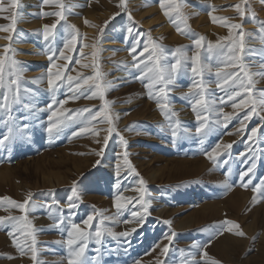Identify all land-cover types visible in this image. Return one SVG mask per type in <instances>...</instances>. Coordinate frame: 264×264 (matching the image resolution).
<instances>
[{
	"label": "rangeland",
	"instance_id": "374dc122",
	"mask_svg": "<svg viewBox=\"0 0 264 264\" xmlns=\"http://www.w3.org/2000/svg\"><path fill=\"white\" fill-rule=\"evenodd\" d=\"M147 1L125 0L126 8L121 11L119 0H60L65 5V19L57 25L51 42H46L43 25L52 24L57 18L43 13L57 11V6L45 5L43 0H18V19L15 31L11 33L12 39H5L10 33L0 30V56L5 57L6 80L11 71L19 70L23 103H29L31 107L26 109L23 103L13 105V119L8 126L4 123V113L0 111V136L7 133L9 126L19 129L12 140L0 145V197L7 196L22 202L29 192L33 193L31 199L36 207L27 215L37 229L34 234L35 247L37 260L41 264H67V246L57 242L67 239L70 223H77L94 232L99 218L94 220L90 228L83 225V220L97 211H103L107 216L115 214L116 195L137 197L139 194L135 189L141 178L146 182L147 199L151 202L144 223L141 225L132 219L131 213L140 210L137 204L124 209L118 217V223L104 221L105 226L113 231H130L131 235L117 239L105 235L101 245L90 240L86 249L88 264H97L92 259L98 255L97 248L100 249L98 264H136L137 261L140 264H156L158 259L166 260L167 264H184L186 259L192 258L198 264H210V261L200 259L199 250L193 247L194 244L201 247L207 244L205 250L220 264H264V192L258 191L255 194L256 202L252 203V188L264 178V129L255 144L249 142L246 146L245 143L247 133L261 123L259 117L254 116L246 122L244 135L237 132L245 114L242 112L233 117L226 127L223 124L214 125L208 135L201 138L195 134L197 122L191 108L192 99L183 95L193 83L191 61L187 62V68L178 73L174 83L168 86L167 99L164 100L155 98L154 92L150 98L147 87L150 81L146 76L139 78L142 69L131 66L132 57L129 54L135 37L140 36L138 51H142L143 42L150 35L153 41L163 46L166 59L161 63L170 65L175 62L172 53L177 48L182 47L191 57L197 50L193 41L199 36L205 37L204 46L200 49V60L211 66L212 71L205 72L203 79L208 87L207 98L219 105L226 95L231 94L228 86L225 89L217 88L221 80L215 74L217 67L224 68L228 49H224V54L213 55L209 59L207 44H215L219 37L227 36L228 29L220 22H213L209 12L241 24L247 34L243 62L252 65L255 71L264 62V45L257 32L260 23L264 22V0H244L246 14L243 18L234 7L241 0H183L182 10L189 26L185 34L176 30L177 26L183 29V23L174 25L164 16L159 0L156 4L159 5L161 19L148 26L144 24L145 20L157 16L146 12ZM0 3L7 8L10 0H0ZM114 13L119 15L110 19ZM11 14L10 10L0 12V25L11 23L10 19L5 18ZM92 16H98L100 20L94 26L96 30L93 38L87 37L86 32L81 34L84 39L80 42L90 45L89 48H83L84 55H81L78 46L71 53H66L72 57L71 60L66 62L59 59V49L63 47L68 32L67 25H74L78 18L89 22ZM105 21H108L107 25ZM85 25L89 26V23ZM129 27L133 28L131 36L127 31ZM100 28L104 29L102 33ZM238 31L234 29L233 34ZM97 37L99 71L113 85L105 93V99L112 102L109 109L119 132V135L113 134L109 138L102 156L97 155V152L103 145L104 135H107L109 125L106 122L87 124L77 120L56 135L50 136L47 132L48 117L51 115L48 105L53 103V95L47 85V70L51 63L48 59L51 54L49 49L55 51L58 57L56 63L66 75L76 76L78 72L91 75L92 44ZM236 39L239 40V36ZM5 46L9 48L8 52H5ZM253 50L258 54L254 56ZM9 57L18 63L12 65ZM76 59L89 66L81 67L76 64ZM144 59L147 63V56ZM65 63L68 65L66 69L63 68ZM224 70L230 71L228 68ZM66 75L64 83L55 93L56 103L52 110L57 107L69 110L87 107L94 109L93 115L99 111L103 102L99 97L87 98L91 97L90 90L79 95V98H69L73 93L69 91ZM256 79V88L264 89V77ZM25 88L31 92H23ZM3 91L0 89V92ZM60 100H66L67 103L59 106ZM158 102L168 103L178 114L180 124L175 138L172 128L157 107ZM220 106L225 112L233 111L230 104ZM176 119L174 117L172 122L175 123ZM81 127H95L99 131L95 134L86 132L73 135ZM120 136L127 141L126 146L121 145ZM217 143H231L232 148L229 153L219 157L214 165L204 153ZM249 147L256 153V168L249 177H245L243 183L249 180L251 183L244 188L239 174L250 166L245 163L252 157ZM125 151L138 176L128 172L124 166L121 154ZM241 152L245 153L244 157H240ZM97 160L99 164H96ZM225 160L227 164H224ZM117 164L121 165L122 172L119 189L116 187ZM226 174L230 190L224 186ZM73 181L76 182L79 199L74 201L76 207L69 213L67 201L73 194ZM45 204H55V207L50 209L44 207ZM60 209H64L63 213ZM9 214L22 215L7 202H0V216ZM61 215L65 217V222L57 227L55 225ZM226 218L237 222L245 235L237 236L223 231L212 238L213 227ZM126 220L129 223H124ZM164 220H170L171 226L164 224ZM9 231L11 226L0 225V264H33L31 251L26 250L22 254L9 237ZM171 231L177 235L167 257H162L160 247L168 243L164 237ZM209 239L212 240L211 244L207 243ZM28 242L31 243L30 238ZM189 253H192V257L188 256Z\"/></svg>",
	"mask_w": 264,
	"mask_h": 264
},
{
	"label": "snow or ice",
	"instance_id": "6c2138e0",
	"mask_svg": "<svg viewBox=\"0 0 264 264\" xmlns=\"http://www.w3.org/2000/svg\"><path fill=\"white\" fill-rule=\"evenodd\" d=\"M45 5H56L58 10L54 12L43 13V15H51L55 16L57 19L52 24L43 25V38L46 42H51L52 38L55 36V30L57 25L61 20L65 19V5L60 2V0H43ZM160 8L163 11L165 17H167L174 25H178V23H183L184 28L177 26V31L181 32V34H185L188 30L189 26L187 25V16L183 12V0H159ZM118 7L121 11L125 10L126 3L125 0H119ZM236 12L239 14L241 18H243L246 14L245 8L246 5L244 0H241V3L234 5ZM19 8L18 0H10V3L7 8L0 3V12L11 11L10 17H5L6 19H10L11 23L7 25H0V30L10 33L9 36L4 37L5 39L11 40V33L15 31V23L18 19L17 9ZM119 13H114L110 19L114 18ZM209 15L213 22H220L224 27L228 29L227 36L219 37L218 41L213 44L212 42H208L207 44V52L209 54V59L212 58L213 55L219 56L224 54V49L227 48L228 52L226 55V60L224 61V68L230 69V71H225L224 68L217 67L216 68V76L221 80L216 86L220 89H225L228 86V90L231 94L226 95L225 99H222L219 102V105L214 101L207 98L208 87L206 82L203 79V75L205 72H211L212 68L209 65L203 64L200 60V49L204 46L205 37L199 36L197 39L193 41V44L196 47V51L192 53L191 57H188L187 54L183 51V48H177L173 53L172 57L175 62L170 65L167 63H161L166 59L164 49L162 45L157 44L151 36L149 35L147 39L143 42V50L138 51V46L140 43V36H137L133 39V46L129 49V54L132 57V67L136 69H142L141 75L139 78H144L145 76L149 79V84L147 85L149 89L150 98L153 97V92L155 93V98L158 99H167V91L168 86L173 84L178 73L187 68V62L191 61V72L193 74V83L188 89L187 93L183 95L186 97H190L192 99L191 108L193 113L195 114V120L197 122V127L195 128V134L200 136L201 138L208 135V133L212 130L214 125L223 124L225 127L228 125L229 121L233 119V117L238 116L240 113H245L243 115V119L240 121V127L237 129V132L241 135L246 133L247 121L252 120L254 116L259 117L261 123L256 127H252L250 133H247V140L245 141L246 146L251 144H255L257 140L260 138L259 133L262 129H264V89H257V77H264V62H261L258 68L253 71L252 65L246 64L243 62L244 53L246 51L245 45V36L247 35L243 30L242 26L239 23H232L228 17L223 16H215L209 12ZM254 15V14H253ZM129 19L131 20V14L129 13ZM89 22L85 20V24ZM107 25L108 21L104 22ZM68 32L66 38L64 39L63 47L59 49V59L64 61H69L72 57L66 53H71L78 46L81 49V55H84L83 48L87 47V45L82 44L80 41L82 39L81 34L78 29H76L75 25H67ZM239 30L235 35L233 34V30ZM103 28H100V33L103 32ZM129 36L133 33V28L129 27L127 29ZM259 33V38L261 40V44L264 45V22L260 23V27L257 29ZM141 36L143 34H140ZM236 36H239V40L236 39ZM127 38V37H126ZM224 42V43H221ZM99 38L92 44V52L91 55L93 57L92 65L93 74L85 75L82 73H77L76 76L66 75L64 71H62L61 66L56 63L57 56L55 51L49 49L51 54L48 56V59L51 61L49 68L47 70V85L48 91L53 95V103L48 105V109L51 111V115L48 117V126L47 132L50 136L56 135L60 133L65 127L75 123L77 120L81 122H86L87 124H94L96 122H106L109 127L106 129L107 135L103 137V145L97 152V155L102 156L104 153V148L109 143V138L113 135H119L118 130L115 127L114 118L112 117L109 109V105L112 103L105 99V93L111 88L112 82L104 79V73L99 71V65L97 62L98 58V45ZM9 48L5 46V52H8ZM258 53L253 50V55H257ZM139 56V59H138ZM147 56V63L145 62L144 57ZM12 65H16L18 62L12 60L10 57L8 58ZM76 64H80L81 67L87 68L89 65L81 64L80 59H76ZM4 65H5V57L0 56V89H3V92H0V111L4 113V123L6 126L11 125L12 123V107L15 104L23 103L22 99V88H21V76L19 74V70H13L9 73V79H5L4 75ZM149 65H151L149 67ZM68 65L65 63L63 68H67ZM68 82L69 91L73 93L70 99L79 98V95H84L85 91H91V97L94 98L99 97V99L103 102L100 105V110L96 111L93 115V108H83V109H73L69 110L63 107H57L55 110L53 109V104L56 103L55 93L60 88V86L64 83V79ZM43 79V76L40 77ZM82 81V83H81ZM85 86H88L85 89ZM84 90V91H82ZM23 92H31L30 89H23ZM66 100H60L58 102L59 106H63L66 104ZM230 104L233 111L225 112L224 108L220 105ZM23 107L28 109L31 107L29 103H23ZM157 107L160 109L162 115L165 116L166 121L169 126L172 128V136L173 138L177 135V130L179 128V119L178 114L169 107L168 103H157ZM218 108V111H217ZM66 113H69L66 115ZM87 114V116L85 115ZM176 117L175 123H173V118ZM213 117H216L213 119ZM55 118V119H54ZM118 119V117H116ZM27 128V125L23 126ZM19 129L9 126L8 131L3 136H0V145H6L10 140L13 139L14 134L18 132ZM99 130L95 127H81L79 128L78 133H73V135L83 134L86 132L97 133ZM187 132L188 130L185 129ZM120 143L122 146H126L127 141L120 136ZM201 143H203V139H201ZM232 148L231 143H217L210 151H206L204 155L207 159L213 162L214 165L217 164V160L223 154L229 153ZM249 151L252 152V157L249 160H246V164H250L246 170H242L240 172V180L242 182V186L244 188L249 187L251 181L249 180L247 183H243L245 177H249L256 168L255 158L256 153L249 147ZM124 157V166L127 171L130 173H134L137 176L139 175L136 172V169L132 166L131 162L127 159L128 153L125 151L122 153ZM245 153L241 152L240 157H244ZM100 161L97 160L96 164H99ZM228 161L225 160L224 164H227ZM116 177L117 184L116 187L119 189V178L122 175L121 165H116ZM139 186L135 189V191L139 194L137 197H125L123 195H116L114 199V207L116 209V213L107 216L104 215L103 211H97L94 215H88V217L83 220V225L87 228H90L94 220L99 218V223L95 225V231L86 230V228H82L77 223H70V227L67 228V239L65 241H58L57 243H64L68 249V260L67 264H88V259L86 257V249L88 247V243L90 240H93L97 245H101L103 243V239L105 235L111 236L113 239H117L119 237H128L131 235L130 231L125 232H115L112 228L105 226L104 221H110L112 223H118V217L122 214L123 210L126 209L131 204L139 205V211H133L131 213L132 219L135 220L138 224L144 223V218L149 214L150 208V200L147 199V188L146 182L141 178L139 180ZM76 182L73 181L72 195L68 197L67 201V210L69 213H72V210L76 207L75 200L79 199L76 190ZM224 186L230 190L231 185L227 183V174L226 180L224 182ZM258 191L264 192V178H261V183L257 184L252 188L253 198L252 203L256 202V193ZM33 193L29 192L22 202H18L12 200L10 197H0V202H7L11 207L17 208L22 215H7L0 216V225L11 226V231L8 232L9 237L12 238L14 245L16 248L23 254L26 250L31 251V259L33 260V264H41L37 260V250H36V238L35 233L37 229L32 225V222L28 219V212L36 207V205L32 202ZM44 207L53 208L55 204H45ZM64 209H60V212L63 213ZM65 222V217L61 215L60 219L57 221V227L62 226ZM124 223H129V221H124ZM164 224L171 226L170 220H164ZM131 231H135L132 229ZM223 231H228L230 233H234L237 236H244L245 233L240 229V226L237 222L225 219L219 224L215 225L212 229L211 236L215 238L216 235L222 234ZM177 235L175 231H171V234H166L165 239L168 243L163 244L160 247V255L162 257H167L170 246L173 243L174 237ZM31 240L29 244L28 240ZM254 239V238H253ZM212 240H208V244H211ZM194 248L199 250V255L201 260L210 261V264H220L219 261L211 258L208 252L205 250L207 244L203 247L200 245L194 244ZM100 249L97 248V257H93V261H96L98 264V256ZM183 252V249H181ZM189 257H192V253L188 254ZM136 264H140L139 261ZM156 264H167L166 260H157ZM184 264H198V262L192 259H186Z\"/></svg>",
	"mask_w": 264,
	"mask_h": 264
},
{
	"label": "bare ground",
	"instance_id": "6f19581e",
	"mask_svg": "<svg viewBox=\"0 0 264 264\" xmlns=\"http://www.w3.org/2000/svg\"><path fill=\"white\" fill-rule=\"evenodd\" d=\"M156 1L157 0H148L147 1V5L148 8L146 9V12H151V13H154L156 14L157 16L154 18V19H151V20H145L143 23L146 24L148 26V24H151L153 23L155 20H160L161 19V13L158 11L159 10V5L156 4ZM150 5V6H149ZM161 9V8H160ZM145 12V11H144ZM143 12V13H144ZM141 14V13H140ZM93 19H91V21H89V26L85 25V20L82 19V18H78L75 20V27L76 29H78L79 33L80 34H83L84 32H86L87 34V37H92L94 34H95V24L97 22H99L100 20V17L98 16H92ZM102 18V17H101ZM163 18V17H162ZM170 28V27H169ZM84 35V34H83ZM82 36V35H81ZM86 37V39H87ZM93 38V37H92ZM82 39H84V37H82ZM89 39V38H88ZM84 44V43H83ZM32 47V46H29V48ZM90 45H87V48H89ZM37 59H39L40 57H36ZM57 185L59 186V182H57Z\"/></svg>",
	"mask_w": 264,
	"mask_h": 264
}]
</instances>
